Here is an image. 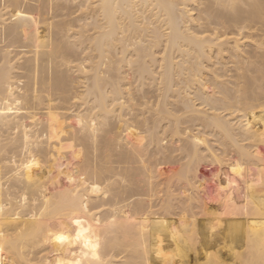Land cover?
<instances>
[{"label": "bare ground", "instance_id": "obj_1", "mask_svg": "<svg viewBox=\"0 0 264 264\" xmlns=\"http://www.w3.org/2000/svg\"><path fill=\"white\" fill-rule=\"evenodd\" d=\"M59 1L61 5L63 0ZM79 1V5L74 7L81 14H77L75 9L71 11L70 15L76 13L77 18L75 14L70 21L68 18L71 16L67 14L70 17L66 19L70 22L66 20L67 24L63 26V21L60 22L62 24L51 21L54 18L58 20L59 14L55 13L62 11L59 2L53 6L51 0H0V264L8 261L9 264H264V0ZM68 9V12L72 10ZM80 47H83L82 54L78 51ZM86 50L87 55L81 60ZM76 55L81 56L78 58ZM72 60H76L77 64L83 61L84 66L88 63L85 68L79 63L82 69H75L77 74L80 71L84 73L86 80L81 84L88 80V85H82L85 91H77L82 90L81 96L85 94L86 103H91L88 108L91 112L98 110L94 118L81 114L78 121L82 130L87 129L85 135L90 134L91 138L86 136L82 139L85 131L81 129L84 132L82 135L73 136L74 130H70L73 133L69 131L72 139L81 136L82 147L79 146V150L75 149L76 144H72L76 138L71 140L64 133L61 120L64 115L59 113L67 107L61 108L70 95L72 88L69 90V87L75 86L71 83V76L65 80L67 74L59 69L60 66H72ZM77 64H74L75 68ZM134 67V76L139 78L141 89L150 78L154 94L157 91L156 97L152 96L156 99V103L153 102L155 110H150L154 115H150V121L147 117V121L151 122L157 116V120H152L155 132L151 126V134L153 137L159 134L156 131L160 130L157 127L162 122L166 123V132L169 128L172 130L171 139L162 140L166 135H162L165 132L164 123L163 131H160L163 138L157 136L155 143L158 149L173 147L171 151L161 149L160 152L162 158L165 156L162 161L167 165L162 172H173L170 177L166 176L167 182H163L167 183L163 185L167 189L164 187L162 190H167L164 194L167 197L162 195L161 201L164 203L167 201L164 199L168 198L162 212L165 208L169 214L164 211L167 213H163L164 217L173 215L170 219H175L168 222L167 217L166 220L160 218L165 221L158 223L160 232L151 239L142 234L146 230L143 225L142 228L136 226L138 219L141 216L144 218L150 208L146 205L148 209L143 213L146 208L142 206L143 199L140 200L142 190L149 185L146 182L143 187L142 182H134L138 177H142V181L148 180L149 172L147 179L145 169L142 173L145 177L139 176L140 171L137 170L143 163L136 164L141 156L136 157V162L129 159V151L133 153L130 147L135 145L133 140L141 136L143 130L144 138L148 135L146 139L149 140L150 127L143 129L147 122L136 119L143 129L140 130L137 125L138 131L142 133L136 135L137 130L133 129L136 134H130L127 142L123 139L124 144L121 140L123 134L119 131L122 134L119 136L116 132L119 139L121 137L118 141L122 142L112 145L117 140L113 132L118 128L110 123L114 118L111 115L118 108L123 110L121 115L130 105L126 106L124 101L126 95L131 96L134 83L136 85L135 81H128L127 78L130 75L128 70L131 69L133 74ZM81 84L76 87L80 85L81 88ZM133 87L140 90L138 85ZM75 96L70 97L71 101ZM143 96V102L145 97H150ZM78 97L72 102L77 104L83 100ZM138 98L141 99L139 95ZM60 100L64 102L58 104L59 109L57 104H53L56 110L52 103ZM153 104L151 101L150 105ZM137 105L131 108L136 109ZM120 115L116 116L120 118ZM120 119L119 123L123 126H126L124 122L129 125L128 121ZM104 126L108 130L106 135L115 127L117 130H113L112 136L109 134L112 138H107L110 145L101 150L98 148L94 152H102L94 156L90 146L93 150L98 147L96 144H102H98L101 140L98 142L97 138L101 135L96 134ZM65 130L68 133L66 126ZM63 134L68 141L67 138L61 141ZM176 136L178 139L174 141L172 138ZM95 137L97 141H94ZM69 139L72 143L62 144ZM78 141L75 140V143L79 145L81 141ZM93 141L97 143L92 148ZM166 142L169 146L164 145ZM211 142L216 146L214 143L212 146ZM177 143L182 144L176 146ZM120 144L122 153L111 147H120ZM152 145L154 147L155 144ZM65 149L73 151V154L70 151L68 154L73 157L72 161L76 160L75 163H64L65 155H68ZM55 151L59 158L64 159V167L66 164L76 166L81 162L76 158L82 155L84 164L71 168L67 165L65 173L61 172V175L60 168L57 169L59 171L55 169V173L52 164L61 161L59 158L56 161L58 156L53 154ZM136 151L135 154L139 152ZM165 151L167 155L163 156ZM173 152L180 157L174 158ZM172 158L176 161L168 160ZM126 160L133 165L136 163L137 176L134 179L136 174L132 175L133 181L127 176L133 165L131 163L132 167H129V162L125 165ZM147 161L146 164L150 163ZM163 162L156 163L160 166ZM57 163L56 168L61 164L57 166ZM166 165L158 166L157 170L150 167L149 171L153 169L151 172L155 176ZM170 165L179 170L174 171L172 166L170 172ZM218 166L221 175L217 172L219 177H216ZM206 168L216 171L209 172L206 177ZM124 170L126 179L129 178L131 183L124 178ZM58 172L61 177L68 175L67 179L57 180L60 177L56 175ZM54 173L56 177L52 176ZM212 175H215L216 183L219 181L215 179L220 180V176L223 179L230 176L233 180L225 179L223 183L221 178L223 184L219 188L220 183H217L218 186L215 183V190L214 182L210 183ZM117 176L123 177L121 181L125 179L124 184H138L144 189L138 191V185L134 190L133 185L132 188L126 186L130 190L126 189L122 182L117 184V181H112ZM234 181L246 190L245 201L241 198L243 201L237 202L235 197L232 200L234 192L230 189ZM203 182L207 183V189L213 187L216 194L208 191L212 195L209 197L202 188ZM112 186L117 190L114 193H111ZM175 192H179L177 196ZM189 201L192 205H188ZM122 206L129 209L124 211ZM111 207H122L123 211ZM239 207L247 212L244 218L245 211H242L244 221H237L241 212H237ZM110 213L114 215H110L113 219L101 224L100 217ZM60 237L64 240L61 241ZM89 240L92 244L86 247L85 241ZM144 244L147 247L144 248Z\"/></svg>", "mask_w": 264, "mask_h": 264}, {"label": "rangeland", "instance_id": "obj_2", "mask_svg": "<svg viewBox=\"0 0 264 264\" xmlns=\"http://www.w3.org/2000/svg\"><path fill=\"white\" fill-rule=\"evenodd\" d=\"M73 1H74V3L76 2L75 0H68V3H67L66 0H65V1L63 0V1H62V4H61V5L63 6V7H62V6L60 5L61 2H60L59 0H58V1H57V0H56V1H52V0H51L50 3L54 4L53 6H56V5H57L56 2H59L58 4H59L60 7H61V8H60V7H59V8H60V10L63 11V12H62V11L58 10V11H60L63 15L60 14V12H56L55 14L58 13L59 15H58V14H57V15H58L59 17L62 15V17L59 18V17L57 16L58 20H57L56 18H54V20L52 19L51 21H52V22H53V21H54V22H57V21H58V24H62V23H63V24H62L63 26L67 24V21H68V23H69V22L71 21V19H73V17H74L75 14H76V13H73L74 16H73L72 14L70 15L71 11L73 12L74 9H75V11H76L77 8H75L74 6H76V5L78 6L79 3H80V1L77 0V1H78V4H77V2H76L75 5H74ZM53 2H55V3H53ZM69 2H70L71 5H69ZM66 3H67L68 5H67ZM65 5H66L67 7H65ZM72 5H73V7H72ZM77 6H76V7H77ZM68 7H69V8H72V10H70L69 12L67 11V10H69ZM66 8H67V9H66ZM76 12H78V11H76ZM67 14L70 15L71 17L68 16ZM77 14H81V12H80V13L78 12ZM77 14H76V18H77ZM54 16L56 17V15H54ZM66 16H67V17H66ZM80 16H82V15H80ZM68 17H70V18H68ZM78 17H79V16H78ZM66 18H68L70 21H69L68 19H66ZM61 19H62V20H61ZM66 20H67V21H66ZM61 21H63V22L60 23ZM80 25H81V24H80ZM61 27H62V26H61ZM60 30H61V29H60ZM60 30H59V32H61ZM46 40H48V39L46 38ZM68 40L71 41V39H68ZM73 41H74V39H73ZM46 42L48 43L49 41H46ZM78 51H80V53H81V52L83 53V47H80V48L78 49ZM87 52H88V50H86V52H84V55H82V56H81V55H78L79 57L81 56V57H80L81 60H84V57H83V56L87 55ZM82 53H81V54H82ZM78 56L76 55V57H78ZM79 57H78V58H79ZM82 57H83V58H82ZM81 60H80V61H81ZM72 61H73V60H72ZM75 61H76V60H75ZM75 61L70 62V63L72 64V66L70 65V63H67L66 65H70L69 67H67V66H65V67H64V66H60L61 69H59L60 72L63 70V71H65V73L67 74V75L65 74V75H66V76H65L66 78L64 77L65 80H66L67 78L70 79V76H71V79H70V80H71V83L75 85V86L73 85L74 88H73L72 86L69 87V90H70L71 88H72V89L70 90V95H68V97L66 98L67 101H68V99H69V103H68V105H67V101H66V100H65V104H66L65 106L62 104V103L64 102L63 100H60L58 103H55V102L52 103V105H53V104H57V105H56L57 108H58V106L60 107V105L62 104V106H61L62 109H63V107H66V106H67L66 109L64 108L63 112H61L60 110H58V111H60L59 113H61V115H64V117L62 116L63 118H65L64 121H66V120L68 119L67 122H64L63 119H62V117L60 116V117H61V120H62V123L64 124V125H63V126H64V127H63V128H64V129H63V130H64V133L67 134L68 137H70V136L72 137L71 134L73 133V132H72L73 130H74V133L77 131V133H75V134L73 133V136H74V135L76 136L77 134H78V135H79V134L82 135L81 133H84V132H82V131H85L84 135L86 134V130H87V129H86V130H82V129L80 128L79 124H78V121L80 120V115H81V114H84V115L88 116L89 119H92V118H94V117L96 116V113H98V110H94L93 112H91V109H88L89 106L91 105V103H90V104H87V103H86V102H87V101H86L87 97H85V94H84L83 96L79 95L80 93H82V90H81L80 92L77 91L78 89H79V90H80V89H83V86H82V85H85V84H87L86 82H88V80H87V81H84L83 84H81V82L85 79L84 73H83V72L81 73V71H80V73L77 74V72L79 71V69L81 70L82 68H85V66L87 67L88 63L84 66L85 63H83V61H81L82 63L79 62L81 65L83 64V65L81 66V67H82V68H81V67H80V64H79V63L77 64V61H76V63H74ZM78 61H79V60H78ZM74 64H77V65H78L77 68H75L76 65H74ZM64 69H65V70H64ZM72 69H73L75 72H74V71H71ZM75 69H77L78 71L76 72ZM135 69H136V68L134 67V70H133L134 73H133V74H132V70H131V69L128 70V72L130 73L131 77H130V75H128L127 78H128V81H131V80H132L131 82L135 81V82H136V85H138V86L140 87V90H137V87H133V86H136L135 83H134V85L132 86V90H131V92H132V93H131V96L128 97V95H126V97H125V98H126L125 101H127V100H128V101L125 102V101L123 100L124 103H125V105L127 104L126 106H128V104H130V105L126 108V109H128V110H130V111L125 112L126 109H124L125 114H123L124 112H122V114L120 115L121 111H123V110L119 111V108H118L119 105H118V106L116 107V108H118V109H117V112H114L115 114H113V116L111 115V117H112V118L114 117V118H113V120H112V118H110L109 121L112 120L110 123H111L112 125L115 124V126H117L118 130L116 129V127H115V129H113L114 131H115V130H117V131L113 132V130H110V133H111V134L108 132V133H107L108 135H106V132L108 131L107 128H106V126H104L105 128H103V127H102V128H99V130H100V129H101V130L98 131L96 135H97V136H98V135H99V136L101 135L100 138H101L102 135H104V134H105V136L102 137L101 139H100L99 137H97V136H96V137L99 139L98 142L101 140L100 143H98V144H101V143H102V144H104V146H102V144H101V145H97V144H96V146H98V147L96 148V147H95V143H97V142H94V141H97V139H96V137H95L94 139H96V140L93 141V142H94V145L92 146V148L95 147L96 149L94 148L95 150H94V149L92 150V149H91V146H90V150L92 151L91 154L94 153V156H95L98 152H100V153L102 152V151H97V153H95L96 150H97L98 148H100V150H101V148H102V149H103V148L105 149L106 147H108L107 145H110V144H108V142H107V138H112V137H109V136H110V135L112 136L113 133L115 134V133L117 132V133L119 134V133L121 132V133L123 134V136H121L122 134H121V135L119 134V136L122 137V139H121V137H120V139H121V140L124 139V140L127 142V141H128L127 138H128V136H129L130 134H136V133H137L136 135H139L138 133H142V131H140V132L138 131V129H139V127H140V122H141V120H144V121L147 122L146 125H145V123L142 121V122L144 123L143 126L141 125V126L143 127V129H146L148 126L150 127V129H151V126H152V128H153V126L155 127V125H151V124H152V120H153V121L157 120V116H156V114H155L156 117L154 116V117L156 118V119L154 118L155 120L152 118L151 122H148V121H150V119H151V116H150V115L152 114V111L155 110L153 106H154V104L156 103V102H155V100H156V99H155V97H156L155 95H157V91L153 88V89L155 90V93H156V94H154V92H153V90H152V85H153V84H152V82H151V80H150V78H149V79H147V80H149L148 82L151 83V85H150L148 82H146L147 80L144 81V82H146V85H147V86L145 85L147 88L144 86V89H145V91H146V92H144V89H141V86L139 85V78H136V75L134 76V74H135ZM67 71H68V73H67ZM130 71H131V72H130ZM62 73H63V72H62ZM69 73H71V74H69ZM63 74H64V73H63ZM68 74H69V76H68ZM73 74H74L75 76L81 74V75H80L81 77H80V76H77L76 78H73V77H75ZM76 74H77V75H76ZM82 74H83V75H82ZM63 76H64V75H62V77H63ZM82 76H84V77H82ZM78 77H79V78H78ZM129 77H130V78H129ZM82 78H83V79H82ZM135 78H136V80H138V81L134 80ZM74 79H75V80H74ZM78 79H80V83H78V82H79ZM70 80H68V81H70ZM76 80H77V81H76ZM85 80H86V79H85ZM73 81H74L75 83H73ZM76 82H77V84H81L82 87L80 88V85H78V87H76V86H77ZM148 84L150 85L149 88H148ZM87 85H88V84H87ZM87 85H86V86H87ZM139 87H138V89H139ZM142 87H143V86H142ZM153 87H155V85H154ZM84 88H86V87H84ZM69 90H68V91H69ZM75 90H76V92H74ZM141 90H142V92H141ZM84 91H85V89H83V92H84ZM71 92H72L73 94H71ZM78 92H79V93H78ZM148 92L150 93V95H151V93H152V95L150 96V95L148 94ZM76 93H78V94L76 95ZM146 93H147V94H146ZM143 94H145V96H146V95H147V96H150L149 98H150L151 100H150L148 97H145V101H146V102H145V101L143 102V99H144ZM153 94H154V95H153ZM75 95H76L77 97H78V96H81V97L83 98V100L81 99V97H78L79 99H81V100H79L80 102H78L77 104L73 103V102H75V101H73V100H75V99L77 98ZM129 95H130V94H129ZM138 95L140 96L141 99L143 98V99H142V102H143V103H142V102H139V101H141V99L138 98ZM141 95H142V97H141ZM72 96H75V97H76L75 99H72L73 102L71 101V98H74V97H72ZM86 96H87V95H86ZM152 96H155V97H152ZM70 97H71V98H70ZM84 97H85L86 99H85ZM135 97L138 98V101H137V98H135ZM151 97H152V98H151ZM89 98H90V97H89ZM146 98L149 99L150 101H149V100H146ZM153 98H154V101H153ZM133 99H134V100H133ZM87 100H88V99H87ZM61 101H62V103H61ZM123 101H122V102H123ZM129 101H130V103H128ZM136 101H137V102H136ZM147 101H148L149 103H148ZM151 101H152V104H153V102H154L153 105H150V104H151ZM71 102H72V104L70 105ZM134 103H135V104H134ZM58 104H60V105H58ZM136 104H138V105H137V108H138V109H137V108H136V109L131 108V107H133V106L135 107ZM147 104H148L149 106H152V107H151V108H150V107L148 108ZM52 105H51V106H52ZM131 105H132V106H131ZM53 106H54V105H53ZM53 106H52V107H53ZM56 106H54V108H55ZM126 106H125V107H126ZM145 106H146V107H145ZM119 107H120V106H119ZM61 108H60V109H61ZM114 108H115V107H114ZM116 108H115V109H116ZM171 108H172V107H171ZM55 109H56V108H55ZM58 109H59V108H58ZM120 109H121V108H120ZM132 109H134L136 112H135L134 110H133V112H131ZM151 109H152V111H150ZM56 110H57V109H56ZM139 110H140V111H139ZM147 110H148L149 113H150V112H151V113H150V114L147 113ZM115 111H116V110H115ZM137 111H138V113H137ZM128 112H130L131 114L128 113ZM63 113H64V114H63ZM126 113H128V116H126V115H127ZM133 113H134V115H135V114H136V115L134 116ZM142 113H143L144 115H143ZM153 113H155V112H153ZM137 114H138V115L140 114V115L138 116ZM116 115H117V116L120 115L119 117L122 119V121H128V122H129V125H128L127 122H126V123H125V122L123 123V124H126V126H123L122 123H119V122H120V121H119L120 118H118ZM153 115H154V114H152V117H153ZM123 116H126L127 118H125V117H123ZM149 116H150V118H149ZM147 117H148V121H147ZM117 118H118V119H117ZM123 118H125V120H124ZM121 119H120V120H121ZM134 119H135V120H134ZM136 119H138L137 121H140V122L137 123V122H136ZM95 121H97V120L95 119ZM122 121H121V122H122ZM108 123H109V122H108ZM108 123H107V126H108ZM164 123H165V122H162V123L160 124L161 126L159 125V128L157 127V129H160V130H157L156 132L159 133V134H157V136H159V137H161V136L165 133L166 135H165V134H164V135H165L166 137H165L164 135H163V136H164V138H166V139H164L163 136H162L163 139H162V138H160V139H162V140H168V139L171 137V135H172V133H171L172 130H170V128H169V129H168V132H166V131H167V130H166L167 126H166V123H165V126H164ZM148 124H150V125H148ZM154 124H155V122H154ZM158 124H159V123H158ZM127 125H128V126H127ZM137 125H139V127H138ZM189 125H190V124H188V126H189ZM65 126L68 128V133L65 132V131H66V130H65ZM129 126H130V127H129ZM135 126H137V127L135 128ZM146 126H147V127H146ZM156 126H157V124H156ZM163 126H164V129H165V132H162V135H160V133H161L160 131H163V130H162ZM188 126H186V127H188ZM70 127H71V128H70ZM81 127H82V126H81ZM100 127H101V126H100ZM142 127H140V130H143ZM160 127H161V128H160ZM184 127H185V125L183 126V128H184ZM189 127H190V126H189ZM189 127H188V128H189ZM72 128H74V129H72ZM75 128H77L76 131H75ZM82 128H83V127H82ZM80 129H81L82 131H81ZM108 129H109V128H108ZM133 129H135V131L137 130V132L134 133L135 131H134ZM148 129H149V128H148ZM150 129H149V131H148V134H150V135H149V138H150L151 140H150V139H149V140L146 139V138H148V135H147L146 138H144L146 135H145V130H143L144 133H142V135L140 134L141 136H138V137L136 136L137 138H135V139L133 140V142H135V145L133 144V145L130 147V150L133 149V153H134V154L132 153V151H129V153H130V158H129V159H131L132 161L134 160L133 162H136L135 159H136L137 156H138V158H140L139 156L142 157V158L138 159V161H137L138 163H137V164L135 163V164H136V165H139L140 163H141V164L143 163V165L140 164L142 167H139V168H138L139 170H137V171H138V172H139V171L141 172V173H140V172L138 173L139 176H144L145 174H142V173H143V172L145 173V171H146V175H145V176H146V179H147L148 176H150V177H148V178L150 179V178H151V175L153 174V172H151V171H153V169H152L151 171H149V170H150V167H151V168H156V170H157V169L160 168V166H162V165H166V162H163L162 160H163V158H165L164 155H165V154L167 155V151H165L166 153L163 152V153H164V154H163V156H164L163 158H162V156H161L162 153H160V152L169 149V147H168L167 149L161 148L162 151H161V149H158L159 146L155 143V142H156V139H155V138H156L157 136L154 134L156 137H153V134H151V133H152L151 131H153L154 128H153V130H152V129L150 130ZM186 129H187V128H186ZM70 130H72V131H70ZM130 130H132V131H130ZM146 130H147V129H146ZM69 131L72 132L70 135H69ZM78 131H79V133H78ZM80 131H81V132H80ZM104 131H105V132H104ZM119 131H120V132H119ZM169 131H170V132H169ZM103 132H104V133H103ZM112 132H113V133H112ZM123 132H124V133H123ZM130 132H131V133H130ZM146 132H147V131H146ZM149 132H150V133H149ZM154 132H155V130H154ZM88 133H89V132L87 131V134H88ZM102 133H103V134H102ZM65 134H63L64 137H63V135L61 136V141H62V139L64 140V138H67L66 141H68V137H67ZM109 134H110V135H109ZM118 134H117V135L115 134L117 140L114 141V143H112V145H114V144L117 145V143H118V145H119V143L122 142V141H118V140H120ZM146 134H147V133H146ZM170 134H171V135H170ZM84 135H83V136H84ZM151 135H152V138L150 137ZM86 136H90V134L85 135L82 139L86 138ZM91 136H92V135H91ZM91 136H90V138H91ZM130 136H131V135H130ZM71 137H70L71 140H74V139L76 138V137H75L74 139H72L73 137H72V138H71ZM79 137L81 138V136H79ZM105 137H106V139H105ZM159 137H158V139H159ZM206 137H208V136H205V138H206ZM77 138H78V137H77ZM77 138L75 139L76 142H77L78 140L81 141L80 138H78V139H77ZM113 138H114V135H113ZM176 138L178 139V136H176L175 139H174V137H173L172 139L175 141V140H177ZM70 139H69V142L66 143V141H65V143H62V144H66V145H67V144L72 143V141L70 142ZM103 139H104V140H103ZM114 139H115V138H114ZM136 139H137V140H136ZM153 139H154V140H153ZM170 139H171V138H170ZM170 139H169V140H170ZM206 139H207V138H206ZM212 139H213V138H212ZM212 139H211V140H212ZM75 140H74V143H72V144H73V145L76 144L77 146H76L75 149H78V150H79V149L82 147V146H81V145H82V141H81V143L78 145L77 143H75ZM102 140H103V141H102ZM124 140H123L122 143L125 144L126 142H125ZM131 140H132V139H131ZM135 140H136V141H135ZM169 140H168V141H169ZM173 140H172V141H173ZM208 140H209V137H208ZM80 141H78V142H80ZM91 141H92V139L90 140V142H91ZM149 141H150V142H149ZM152 141H153L154 143H153ZM168 141H167V142H168ZM62 142H64V141H62ZM93 142H92V144H93ZM115 142H116V143H115ZM167 142H166V144H164V145L169 146V145L167 144ZM106 143H107V144H106ZM149 143H151V144H149ZM211 143H212V142H211ZM213 143H214V142H213ZM213 143L211 144L212 146H213ZM92 144H90V145H92ZM152 144H155V145H156V148H155V145H154V147H153ZM174 144H175V143H174ZM177 144H178V145H177ZM177 144H176V146H179L180 143H177ZM181 144H182V143H181ZM181 144H180V145H181ZM121 145H122V144H120V147H116V146H111V147H115V148H113V149H116L117 152L119 151V153H122V152H120V150H122V148H121L122 146H121ZM170 145L172 146L173 144H170ZM214 145L216 146L215 143H214ZM45 146H46V145H45ZM45 146H44V148H46ZM79 146H81V147L79 148ZM99 146H100V147H99ZM101 146H102V147H101ZM133 146H134V147H133ZM173 146H174V145H173ZM132 147H133V148H132ZM117 148H118V149H117ZM153 148L156 149V151H157V149H158V150H159V153H158V151L156 152ZM170 148L173 149V147H170ZM174 148H175V146H174ZM135 149H137L139 152L136 151ZM163 149H164V150H163ZM171 149H169V150L171 151ZM65 150H66V149H65ZM65 150H64V151H65ZM78 150H77V151H78ZM232 150H233V149H232ZM64 151H63V152H64ZM68 151H70L71 154H73V153H72L73 151H71V149H67V150H66V153H67V154L69 153ZM94 151H95V152H94ZM125 151H126V150H125ZM127 151H128V150H127ZM127 151H126V152H127ZM135 151L138 152L139 155H137L138 153L135 154ZM154 151H155V152H154ZM168 152H169V151H168ZM56 153H58V152L55 151L53 154L56 155ZM66 153H65V154H66ZM100 153L97 154V155H100ZM119 153H118V154H119ZM127 153H128V152H127ZM152 153H153V154H152ZM179 153H180V152H179ZM71 154H70V155H71ZM132 154H133V155H132ZM156 154H157V155H156ZM172 154L175 155L174 158L176 157V159L178 158L177 156H179V154L174 153V152H173ZM172 154H171V155H172ZM205 154H206V153H205ZM55 155H54V157H55ZM68 155H69V154H68ZM68 155H65V156H67V157H65V160L63 159V160H64V163H66V162H67V163H70V162L75 163L76 160H74L75 162L72 161L71 158L73 159V157H72V156L70 157V155H69V156H68ZM169 155H170V154H169ZM169 155H168V156H169ZM57 156H58V157H57ZM56 157H57V159H56V161H57L58 158H59V155L57 154ZM69 157H70V158H69ZM81 157H82V160L80 159ZM81 157H80V158L78 157L79 159H78V158H76V159L78 160V162H79V160H80L81 162H79V163L82 164V161L85 160V159H83V158H84L83 155H82ZM131 157H133V158H131ZM170 157H171V156H170ZM179 157H180V156H179ZM66 158H69L71 161H70L69 159H66ZM160 158H161V161L159 160ZM174 158H172V160H171V159H168V160H170V162H173V159H174ZM223 158H226V156L223 157ZM227 158H228V157H227ZM176 159H174V160L176 161ZM59 160H61V161H59V163H61L60 165H63V164H64V163L62 164V161H63V160H62L61 158H59ZM67 160H69V162H68ZM136 160H137V159H136ZM142 160H145V162L142 161ZM146 160H148L147 162H150V163H147V164H146ZM158 160H159V161H158ZM56 161H54V162H56ZM126 161H127V160H126ZM126 161H125V163H124L125 165H127L126 163L129 162V161H127V162H126ZM140 161H141V162H140ZM164 161H165V160H164ZM208 161H209V160H208ZM54 162H53V163H54ZM133 162H131L132 165H133ZM139 162H140V163H139ZM154 162H155L156 165H157L159 162H163V163H165V164L162 163V164L159 166V164H160V163H159V164L157 165V167H156V165L154 164ZM156 162H158V163H156ZM206 162H207V161H206ZM56 163H57V162H56ZM56 163H55V164H52V165H53V169H54L53 171H56L57 169L60 168V170H61V171H60V174H61V172H62V174L65 173V172H63V171H65V169H66L65 167H66L67 165H68L67 167H69V164H66L65 167H64V165H63V167H60L59 163H57V166L59 165V167L56 168ZM79 163H77V165H80ZM131 163H130V162L128 163V166H129V167H132V165H129V164H131ZM181 163H184V161L181 162ZM231 163H232V162H231ZM231 163H229V164L231 165ZM83 164H84V163H83ZM83 164H82V165H83ZM135 164H134V165H135ZM145 164H146V165H145ZM152 164H153V165H152ZM210 164H211V163H210ZM232 164H233V163H232ZM54 165H55V166H54ZM70 165H72L73 167H77V165H76V166L73 165V164H70ZM134 165H133L132 168H130L132 171H133V168L135 167ZM144 165H145V166H144ZM147 165H150V166H148V169H146V166H147ZM151 165H152L153 167H152ZM226 165H228V164H226ZM230 165H229V166H230ZM72 166H71V167H72ZM158 166H159V168H158ZM172 166H173L174 169H175V165H172ZM172 166L170 165V167H169V168H170V172H172V170H171V169L173 168ZM54 167H55V168H54ZM71 167H69V168H71ZM137 167H138V166H137ZM137 167H136V168H137ZM144 167H145V168H144ZM176 167L180 168L181 166H180V165H179V166L176 165ZM64 168H65V169H64ZM124 168H126V166H124ZM140 168H141V169H140ZM142 168H143V171H142ZM161 168H162V167H161ZM166 168H167V165H166V167L164 166V167L162 168V169H164V170H162V169H160V171L158 170V171H159V174H158V172L155 173L156 171H154L155 176H154V174L152 175V179H151L152 183H151V181H150V182L148 181L149 179L146 180V181H145V180L142 181V177H138L139 180H138V178L136 179V176H137L136 173H137V171H135V168H134V171H135V172L133 171L134 173H131L132 171L130 170L131 172H127L128 175L126 174L127 169H125L126 171L124 170V171H125V172H124V178H125V179L127 178V176H128L130 179H132V175H133V174H136L135 177H134V175H133V178L136 179V181H134L135 183H137V181H138V184H139V182H140V183L142 182V184H143V183L146 184V182H147V185H149V186L145 187V184H143V187H145V189H144L142 186H139V185L137 184L138 187H139V188H137L138 191H139L140 188H141V189H142V188L144 189V190H142L143 196H142L141 198L139 197L140 200L143 199V200L141 201V203L143 202V204H144V205H142L143 208H146V205H147L148 208L150 207L149 209L146 208L145 211H143V213H145V212L147 211V209H148V213L146 212L145 214H146V215H147V214H148V215L150 214L151 216H150V215H149V216H148V215H147V216L145 215L144 218L141 216L142 218L140 217V219L142 220V222L140 221V219H138L137 222H139V224L136 225V226H138L137 228H139V227L142 228L141 225H143V228H145L146 230H143V231H142V234L145 235V237L148 238V239H151V237H155V236L158 235V233L160 232V225H159L158 223L164 222L167 218H168L167 221H168V222H171V221H169V220H172L173 218L170 219V217H174L173 215H172V216H166L167 218L164 217V216L168 213V212L165 210V208H164V211H166L167 213L165 214L164 211L162 212V208H163V206H164L163 204H164V203L166 204V202L168 201V198H166V199H164V200H167V201H164V203H162V201H163V199H161V198H162V195H163V197H167L166 195H164V194H167V190H166V192L162 191V190H164V187H165V186H163V185H167V183H163V182H167V177H170V176L172 175V173H173V172H172V173L168 174L169 172H166V174H164L163 172L166 170ZM55 169H56V170H55ZM144 169H145V171H144ZM216 169H217V168H216ZM219 169H220V166H218V170H219ZM147 170H148V171H147ZM154 170H155V169H154ZM177 170H179V169H177ZM177 170L175 169L174 171H177ZM205 170H208V171H207L208 173L206 174V175H207L206 177L209 176V175H208L209 172H210V174H211L212 171H213V172L216 171L215 169H214L215 171H214V170L211 171L209 168H208V169L206 168ZM57 171H59V170H57ZM57 171H56L55 173H57ZM128 171H129V169H128ZM162 171H163V172H162ZM148 172H149V173H148ZM161 172H162V174H161ZM217 172L219 173L220 170H219V171H216V175H218ZM55 173H54L53 175H52V174H50V175H52L53 177H56V176H55ZM147 173H148V176H147ZM62 174H61V175H62ZM129 174H130V175H129ZM150 174H151V175H150ZM156 174H157V175H156ZM160 174H161L162 176H160ZM212 174H213V173H212ZM214 174H215V173H214ZM219 174H220V173H219ZM56 175L58 176V175H59V172H58V174H56ZM125 175H127V176H125ZM163 175H164V176H163ZM169 175H170V176H169ZM220 175H221V174H220ZM235 175H236V174H235ZM59 176H60V175H59ZM145 176H144V177H145ZM166 176H167V177H166ZM212 176H214V177H213V180H210V183H211V184L214 182V178L219 177V175L216 176V177H215V175H212ZM228 176H229V175H228ZM233 176H234V174H233ZM53 177H52V178H53ZM62 177H63V178H62ZM62 177L60 176L59 179H58V177H57V180H60V178H61V180H62V179H65V180H66L67 177H68V175H67L66 178H65V175H63ZM117 177H118V176H117ZM117 177H116V178L114 177L115 179L113 178L114 180L112 179V181H117V182H118V183L116 182L117 184H119V183L122 182V183H121L122 186L125 185L124 187H125L126 189L128 188V187H126V186H131V188L134 186V187H133V190L135 189V187H137V185L135 186V184L133 185V183H132L133 186H132L131 184H130V185H127L128 183H126V182H125V184H124L125 179H123V181H121V179H122L123 177H121V178H120V177L117 178ZM153 177H154V178H153ZM222 177H223V176H220V180H216V179H215V181H219V183H220L219 188H220V186H221L226 180L229 181L230 178L232 179V177H230V176L228 177L229 179H226L227 176L224 177V179H223ZM236 177H237V175H236ZM50 178H51V177H50ZM129 178L126 179V180L130 182L131 180H130ZM140 178H141V180H140ZM221 178H222L224 181H223ZM240 178H241V180L244 179V177H240ZM242 178H243V179H242ZM46 179H49V178H46ZM134 179H132V181H133ZM164 179H166V180L164 181ZM168 179H169V178H168ZM210 179H212V177H211ZM217 179H218V178H217ZM225 179H226V180H225ZM231 179H230V180H231ZM245 179H246V178H245ZM118 180H120V181H118ZM221 180L223 181V183H222ZM232 180H233V179H232ZM203 181H205V180H203ZM206 181H207V180H206ZM220 181H221V182H220ZM45 182H47V181L45 180ZM207 182H209V181H207ZM232 182H233V181H232ZM232 182H231V183H232ZM130 183H131V182H130ZM149 183H150V184H149ZM215 183H216V182H214V183L212 184V185L214 186V189L217 188V186H218V185H217L218 182L216 183L217 186L215 185ZM219 183H218V184H219ZM221 183H222V184H221ZM227 183H228V182H227ZM229 183H230V182H229ZM234 183H236L237 186H236V184H234ZM234 183H232V189H230L231 191L234 192V193L232 192V193H233V198H232V200H234V199L236 198V199H237V200H236L237 202H239V201H243L242 199H244V201H245V198H243V196L245 197V194L247 193V192H245L246 190H243L242 187L239 186V184H238L237 182L234 181ZM117 184H115L114 187H115V186H118ZM142 184H141V185H142ZM151 184L154 185V186H152ZM211 184L209 185L210 187H211ZM175 185H176V184H174V187H176ZM202 185H203V187H202ZM202 185H201V187L205 190L204 192H207L208 195H209V193H211V194L213 193V195L216 194L215 192H217V191H215V190H217V189L214 190V189H212L213 187H212L211 189H210V188L207 189L208 186H206L207 183L205 184V182H203ZM204 185L206 186V187H205L206 189L204 188ZM171 186H173V185H171ZM215 186H216V187H215ZM36 187H37V185H35L34 188H36ZM114 187H113V186L110 187V188H113V191H111V193H112V192L114 193V192L117 191V190H116L117 187H115L116 189H114ZM174 187H173V188H174ZM201 187H200V188H201ZM235 187H236V188H235ZM239 187H241V188H239ZM146 188H147L148 190H147ZM149 188H150V189H149ZM154 188H155V190H153ZM171 188H172V187H171ZM202 188H201V190H203ZM222 188L224 189V186H223ZM36 189H37V188H36ZM128 189H129V188H128ZM165 189H167V187H165ZM240 189H242L244 192H242ZM108 190H110V189H108ZM108 190L105 189V191H108ZM114 190H116V191H114ZM129 190H130V189H129ZM131 190H132V189H131ZM146 191L148 192L149 195L146 193ZM153 191H154V192H153ZM160 191H161V192H160ZM208 191H209V193H208ZM214 191H215V192H214ZM108 192H109V191H108ZM204 192H203V195H204ZM241 192L243 193V195L241 194ZM144 193H145V194H144ZM178 193H179V192H175L174 194L177 196ZM244 193H245V194H244ZM153 194H154V195H153ZM187 194L189 195L188 192H187ZM205 194H206V193H205ZM207 194H206V195H207ZM211 194L209 195V197L212 196ZM239 194H241V195H239ZM201 195H202V194H201ZM208 195H207V196H208ZM151 196H152V197H151ZM204 196H205V195H204ZM234 197H235V198H234ZM144 198H145V199H144ZM238 198H239L240 200H238ZM241 198H242V199H241ZM146 200L148 201L147 203H145ZM161 200H162V201H161ZM174 203H175V202H174ZM161 204H162V205H161ZM189 204L192 205V202L189 201L188 205H189ZM161 206H162V207H161ZM122 207H123V206H122ZM122 207L119 208L121 211H123V210H124V211H125V210L127 211V209H129V208H127L128 206L126 207L127 209H126L125 207H123V208H124V209H123ZM109 208H110V207H109ZM111 208H114V210H118V211H119V209H116L115 207H111ZM218 208H219V207H217V209H218ZM237 208H238V207H237ZM122 209H123V210H122ZM212 209L215 210V208H212ZM110 210H113V209H110ZM197 210L199 211L200 209H197ZM209 210H211V208H209ZM128 211H129V210H128ZM150 211H151V212H150ZM193 211H194V210H193ZM200 211H201V210H200ZM239 211H241V212H242V211H245L243 217H244V218L247 217V216H245V215H247L246 210H241V208L239 207V209H237V212H239ZM176 212L179 213V210H176ZM196 212H197V211H196ZM241 212L239 213L240 215H239L238 213H237L238 215L236 214L237 216H239V219H238L237 216L235 215L236 218L238 219L237 221H241V220L244 221V220H245V219L241 218V217H242L241 215L243 214V212H242V213H241ZM163 213H164L165 215H163ZM160 214H162L161 217H160ZM168 214H169V213H168ZM110 215H113V214L110 213L109 215H105V216H106V217H108V216L110 217ZM141 215H143V214L141 213ZM99 216H101V215H99ZM105 216H104V218H103V217H100V218L102 219V221H103V223L101 222V224H106V222H105L106 220H109V219H110L109 221H111V219H113L112 216H111L112 218H111V217H110V218H105ZM113 216H114V215H113ZM143 216H144V215H143ZM158 216H159V217H158ZM162 217H163V218H162ZM160 218H162V219L165 218V220H162V219L160 220ZM174 219H175V218H174ZM174 219H173V220H174ZM240 219H241V220H240ZM158 220H159V221H158ZM135 222H136V221H135ZM137 222H136V223H137ZM141 223H142V224H141ZM165 225L168 226V224H165ZM136 230H137V229H136ZM159 237H160V236H159ZM144 245H145V244H144ZM45 247H46V246H45ZM45 247H44V248H45ZM145 247H147V246L145 245L144 248H145ZM44 248H43V249H44ZM148 249H149V246H148ZM32 257H33V255H32ZM30 258H31V257H30ZM7 261H8V260H6V262H7ZM6 262H5V263H6ZM138 263H139V262H138ZM6 264H9V261H8V263H6ZM35 264H36V263H35Z\"/></svg>", "mask_w": 264, "mask_h": 264}, {"label": "snow or ice", "instance_id": "obj_3", "mask_svg": "<svg viewBox=\"0 0 264 264\" xmlns=\"http://www.w3.org/2000/svg\"><path fill=\"white\" fill-rule=\"evenodd\" d=\"M76 223L79 224V221H76ZM60 239H61V241H63L64 240V237H60ZM91 244H92V242L90 240L89 241H85V246L86 247L91 246Z\"/></svg>", "mask_w": 264, "mask_h": 264}]
</instances>
